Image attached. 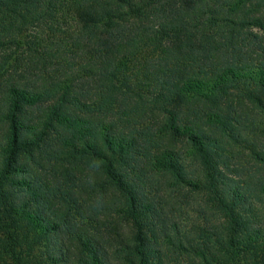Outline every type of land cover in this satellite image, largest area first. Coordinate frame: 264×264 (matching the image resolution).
Here are the masks:
<instances>
[{
	"label": "trees",
	"instance_id": "trees-1",
	"mask_svg": "<svg viewBox=\"0 0 264 264\" xmlns=\"http://www.w3.org/2000/svg\"><path fill=\"white\" fill-rule=\"evenodd\" d=\"M262 12L0 0V264H264Z\"/></svg>",
	"mask_w": 264,
	"mask_h": 264
},
{
	"label": "rangeland",
	"instance_id": "rangeland-1",
	"mask_svg": "<svg viewBox=\"0 0 264 264\" xmlns=\"http://www.w3.org/2000/svg\"><path fill=\"white\" fill-rule=\"evenodd\" d=\"M262 17L264 19V12H262ZM254 30H256V29H254ZM255 141H256V137L252 136L249 138V144H252ZM237 148H240V150H242V152L240 154L241 156H240L239 161H240V165L243 167L244 173L242 175L240 174V178H239V176L237 177L234 172H229V178H235V179L239 178L238 181H240L241 179H244V183H245V181L249 182L255 176H261L262 174H264V164H259V168H257V167L255 168V167H253V164L250 161V159H249V162H247L248 157L245 156L246 151L244 148L233 147L232 148L233 150L231 151V153L235 155L236 151L238 150ZM244 191L248 193V197H249L248 200L251 201V203L255 207V214L258 215L257 219L264 218V197L263 196H258V197L254 196L255 193L253 192V194H251L252 192L250 191L249 188L245 189ZM184 196H185V198H183V202H185V203L182 204V206H183V208H185L189 217L192 216L193 218H195V216L197 215L195 210H199L200 208H202L204 206V204H205L204 199L201 198L200 194H196V193H187ZM207 204H209V203H207ZM213 214H214V216H212L211 221L213 224H218L220 222V218H219L218 214H216L214 212H213Z\"/></svg>",
	"mask_w": 264,
	"mask_h": 264
}]
</instances>
